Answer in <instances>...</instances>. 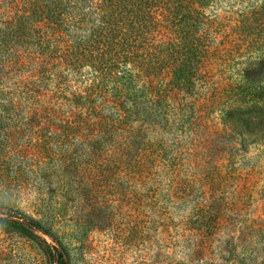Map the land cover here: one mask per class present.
<instances>
[{
    "label": "trees",
    "instance_id": "obj_1",
    "mask_svg": "<svg viewBox=\"0 0 264 264\" xmlns=\"http://www.w3.org/2000/svg\"><path fill=\"white\" fill-rule=\"evenodd\" d=\"M47 2L54 66L62 74L64 183L73 194L85 184L84 171L99 169L93 174L101 181L138 187L149 221L158 216L165 231L176 223L187 236L196 213L187 208L197 198L198 229L206 231L208 194L221 205L228 179L237 176V167L224 164L218 122L264 126V117L237 112L264 77V0ZM251 104L264 116V100ZM242 138L236 143L250 140ZM177 209L189 213L174 222ZM22 216L0 220L36 241L50 264H68L50 225Z\"/></svg>",
    "mask_w": 264,
    "mask_h": 264
},
{
    "label": "rangeland",
    "instance_id": "obj_2",
    "mask_svg": "<svg viewBox=\"0 0 264 264\" xmlns=\"http://www.w3.org/2000/svg\"><path fill=\"white\" fill-rule=\"evenodd\" d=\"M47 3L0 0V215L18 214L21 221L28 215L50 225L68 264H264V126L258 123L218 122L224 164L237 167V176L228 179L221 205L215 192L208 194L204 215L212 223L206 231L198 229L203 213L197 198L187 208L196 212L193 231L182 235L176 223L165 231L158 216L149 221L138 187L101 181L104 176H94L99 169L84 171L85 184L71 193L63 178L62 74L54 66ZM250 90L237 112L249 120L264 117L251 104L264 100V77ZM243 134L250 140L237 144ZM187 213L177 209L173 221ZM0 264L50 260L14 223L0 220Z\"/></svg>",
    "mask_w": 264,
    "mask_h": 264
}]
</instances>
